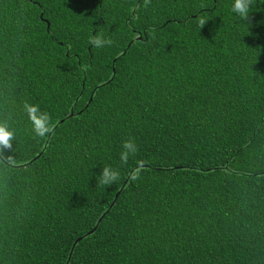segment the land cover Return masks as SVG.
I'll use <instances>...</instances> for the list:
<instances>
[{
  "label": "trees",
  "instance_id": "trees-1",
  "mask_svg": "<svg viewBox=\"0 0 264 264\" xmlns=\"http://www.w3.org/2000/svg\"><path fill=\"white\" fill-rule=\"evenodd\" d=\"M231 5L0 0V264H264V0Z\"/></svg>",
  "mask_w": 264,
  "mask_h": 264
},
{
  "label": "clouds",
  "instance_id": "clouds-1",
  "mask_svg": "<svg viewBox=\"0 0 264 264\" xmlns=\"http://www.w3.org/2000/svg\"><path fill=\"white\" fill-rule=\"evenodd\" d=\"M251 0H232L231 11L235 13L240 19L247 20L250 13ZM89 43L97 48L103 47L105 44L110 43L101 34L91 37ZM24 111L27 113L28 119L32 124L33 132L40 137L45 136L51 129L50 118L48 114L39 113L38 106L24 104ZM15 138L14 131L11 129L9 123L4 121L0 123V161L12 163V156L5 157L3 155L4 148H11V141ZM135 152V144L131 140L125 141L122 144V151L120 159L127 162L129 155ZM100 179L105 185L114 183L118 177L119 172L111 167H104L100 172Z\"/></svg>",
  "mask_w": 264,
  "mask_h": 264
}]
</instances>
